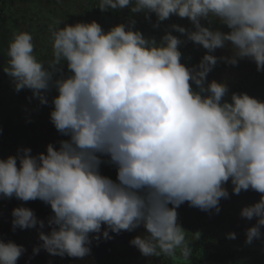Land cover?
<instances>
[{
    "label": "clouds",
    "instance_id": "clouds-1",
    "mask_svg": "<svg viewBox=\"0 0 264 264\" xmlns=\"http://www.w3.org/2000/svg\"><path fill=\"white\" fill-rule=\"evenodd\" d=\"M101 12L130 9L156 16V25L172 16L187 19L194 30L171 25L159 42L135 30V20L105 32L95 21L48 26L52 58L38 59L33 35L13 31L4 73L15 91L28 89L40 105L58 92L50 121L67 139L57 148L32 155L30 148L0 158V199L41 201L51 208L45 221L27 207H16L12 230L39 228L50 256L83 259L93 239L131 233L130 245L145 258L190 260L192 248L179 223L178 209L220 212V201L259 194L241 217L247 245L264 227V101L231 93L226 83L207 81L223 61L237 66L249 60L264 72V0H98ZM218 21L227 33L204 26ZM186 37L181 40L172 32ZM192 42L206 53L198 65L181 62L182 44ZM230 47L231 56L216 57ZM66 64L67 75L64 72ZM195 86V89L194 87ZM116 168V180L101 174L102 164ZM196 233L193 239H199ZM230 240L236 239L229 233ZM26 249L0 238V264H17ZM179 253V256L177 255Z\"/></svg>",
    "mask_w": 264,
    "mask_h": 264
},
{
    "label": "rangeland",
    "instance_id": "rangeland-1",
    "mask_svg": "<svg viewBox=\"0 0 264 264\" xmlns=\"http://www.w3.org/2000/svg\"><path fill=\"white\" fill-rule=\"evenodd\" d=\"M61 3L62 6H60V9L61 11H65L66 14L65 18H62L63 21L67 24L75 22L76 16L73 14L75 8L70 7L66 0H61ZM28 5L29 3L26 0H0V31L8 33L10 39L12 32L16 31L17 28L18 31H27L32 34L35 45L34 52L37 57H40L39 59L42 60L43 56L36 53L37 47L41 45L39 36H41V33L45 32L42 30L40 33L41 26L43 25L41 24L42 22H40L41 19L37 18L38 20L34 22V26L33 20L38 14L28 15L27 17H29V20L31 21V28L27 29L28 27L26 28L27 24L23 21L24 19H22V17L19 18V16H23V12L25 13L29 10ZM45 5L46 4H43L41 8ZM130 14L131 16L128 17L127 20H124L125 22L123 21V24L128 25L130 20H135V30L141 31L147 38L154 37L157 42L161 40L166 32L171 31V25L173 24H178L188 30H194L189 20L180 19L176 16H172L169 20L161 22L159 27H154L156 25V16L154 14L151 15L150 20L145 18L144 13L132 14L130 12ZM13 15H17V19L13 17ZM88 19L89 17L86 18L87 23L89 22ZM15 21L16 25H13ZM202 24L211 27L213 30H220L225 33L229 31L226 26L220 24L218 21L213 22L211 25L206 21H202ZM36 28L38 30H36ZM172 34L179 37L181 40H186V37L182 36L180 33L173 31ZM6 37L7 36H5V40ZM179 50L182 53L181 62L187 67L198 65L202 57L207 54L205 49L192 42L182 44ZM213 55L216 57L231 56L232 52L230 47L226 46L224 49L216 50ZM5 66H7V61L4 62L3 69ZM212 80L227 84L229 88V96L225 98L226 100H230V95L234 92L238 94L247 93L252 97L264 101V72H257L255 63L247 59L238 61L237 66L228 65L223 61L218 62L216 67L207 77L209 83ZM193 87L195 89V86ZM54 90H51L50 92H54ZM28 92L23 90H21V92H16L13 83L7 87L5 91L0 90V102L7 103L8 108L4 110L10 112L6 113L2 111V108L5 107L3 106L4 104L0 105V142L12 140V143L14 144V146H12L13 151L7 154V156H4L3 159H7L9 156H14L17 154L18 150L25 148H30L32 155H37L42 152L46 153L48 144L51 143L58 148L59 141L67 139V137L61 136V134L56 131L50 121V113L54 107L52 104L53 99L49 98L47 94L48 104L46 106L40 105L37 99L32 98V93L29 94L30 92ZM19 94L24 100L23 103H20L21 106L14 104V101ZM31 107H35V109H32ZM100 171L102 175L107 176L114 181L116 180L117 172L114 166L106 163L102 164ZM225 187L229 192V198L220 201L219 214H216L215 210L211 213H206L196 208L189 207V205L185 203L177 210L179 223L185 224V230L191 225L190 232L192 230L196 232V228L193 226H199V230L196 233H199V238L202 239L206 233L212 229L211 226L213 227L212 234H215V237L219 238L218 244L209 245V242L207 241L205 248L209 246L210 249H208V251L210 250V253L213 250H216L218 253H211L207 258L208 261L210 259L214 260L219 256L223 247L226 246L227 248L229 246V252L230 250L235 252V257L232 256L231 253H227V261L231 259V264H264V227L261 228V238L254 240L251 245H247L245 243L246 230L254 226L256 220L253 219L252 221H248L240 215L241 210L245 206L252 205L259 201V194L250 190L247 192L242 191L240 195H235L232 192V185L230 182L225 185ZM21 206L32 209L38 219L45 221L46 226L43 231L46 234L50 232V228L47 227V219L52 214L50 206L45 205L39 200L23 203L15 198L11 200L0 199V238L5 242L12 241L26 249L24 254L17 261V264H58L60 257L50 256L43 249H41L38 254L34 255V248L42 243L38 238L40 231L38 226L35 229L12 230L13 217L11 213L14 208ZM102 232L100 234L101 238L98 242L94 239L92 241L91 247L95 246V251L91 249V254L83 259H74L66 256L69 260L68 264H124L127 259H133L135 256H137V258L133 259L134 263L138 264L140 261L138 258L142 255L135 247L130 245V241L135 236L142 235L144 233L143 228H139L131 233L122 232L119 235L110 232L109 235L112 238L108 240L102 238ZM229 233H235L236 239H229L228 243H222V238L227 237ZM128 240L129 243L127 242ZM101 241H103L102 244H100ZM116 241L120 244H117ZM124 241H126L125 244ZM97 250L98 253L110 251L114 254L113 259H111V261L105 259L102 262L97 261L94 257ZM195 254V251L192 250V255L194 256ZM123 257L124 261L122 259ZM114 258L118 261L116 260L117 262H115ZM169 260L170 259H166V264H171V261ZM226 263V261H223L221 264Z\"/></svg>",
    "mask_w": 264,
    "mask_h": 264
},
{
    "label": "trees",
    "instance_id": "trees-1",
    "mask_svg": "<svg viewBox=\"0 0 264 264\" xmlns=\"http://www.w3.org/2000/svg\"><path fill=\"white\" fill-rule=\"evenodd\" d=\"M26 1L29 3V5H28L29 10L26 11L25 13L23 12V14H22L23 16H19V18L22 17V19H24L23 21L27 24L26 28L28 27L27 29H30L31 28L30 27L31 21L29 20V17H27V16L30 14H38V16L34 17L33 24L36 20L41 19L40 22H42L41 24H43V25L41 26L40 33L42 30H44L45 32L41 33V36H39L41 45L39 47H37L36 53L43 56V59H42L43 61H48L52 58V56H51V45L49 42V34L47 31L49 24H51L54 20H57V19L62 20L60 27H64L67 24L62 19V18H65L66 14H65V11H61V9H60V6H62L61 0H26ZM66 1H68V5L70 7L75 8V11L73 14L76 16V19H75V22L71 23L72 25H74L78 22L87 23L86 18L89 17L88 23L95 21L101 25L102 29L105 32H107L112 27H114L118 24H122L124 20H127V18L131 16L129 8H126L123 10H115V11L110 9L107 12H101L98 8V0H66ZM43 4H46V5L41 8V6ZM40 8H41V10L39 11ZM64 9H66V8H64ZM13 17H15L17 19V15H13ZM14 24L16 25V21L13 23V25ZM34 26H35V24H34ZM17 29H16V31H18ZM36 30H38V29L36 28ZM5 36H7L6 40H5ZM8 36H9L8 33H5L4 31H0V51H1V54L5 58V61H8L7 49H8V44L10 41V37H8ZM39 58L40 57H38V59ZM64 72H65V75L68 74L66 64L64 65ZM12 83H13L12 80L3 72L2 76H0V86H1L0 90L5 91V89L7 87H9ZM52 90H54V89H52ZM23 91H25V92L29 91L30 92V93L28 92L29 94L32 93L28 89H24ZM7 92H8V90H7ZM47 94H48L49 98L53 99L55 96L58 95V92L54 90V92H49ZM21 102L23 103L24 100L22 97H20V94H19V95H17V97L14 101V104H17V106H21V104H20ZM1 104L2 105L4 104L3 106L5 107V108H2L3 109L2 111L6 112V113H10L8 110H4V109L8 108V104L4 103V102H0V105ZM31 108L35 109V107H31ZM0 143H1L0 144V158H3L4 156H7V154H9L13 151L12 146H14V144L12 143V140L2 141ZM228 212H232V211H228ZM190 224H192V223H190ZM181 225L185 229V224H181ZM190 226H189V228L186 229L187 230L186 232H188L187 239L190 241V247L192 248V250L195 251L196 254L194 256L191 255L190 260L187 262H185L183 260L172 261L170 259L169 261H171V264H221V263H223V261H226L227 262L226 264L232 263L231 259L227 261V258H228L227 253L229 252V246L227 248H226V246L223 247V249L221 250V253H219L218 257H216L214 260L210 259L208 261L207 258L209 257V255L211 253H218V252H216V250H213L210 253L209 252L210 250L208 251V249H210L209 246L207 248H205L207 245L206 244L207 241L209 242V245L210 244H212V245L218 244L219 238H216L215 237L216 235L212 234V231H213L212 226H211L212 229H210V231L208 233H206L204 238L203 239L199 238L198 240L193 239V236L196 234V232H198L199 226L196 227V226L192 225L193 227L196 228V232L194 230H192L190 232V230H191ZM223 238H222L221 242L222 243H228L229 239L227 237H223ZM127 242L129 243V240ZM102 243H103V241L100 242V244H102ZM116 243L120 244L117 241H116ZM125 243H126V241H124V244ZM91 249L94 251L96 250L95 246L91 247ZM229 253H231L232 256L235 257L234 251L230 250ZM113 255L114 254L111 253L110 251L98 253V250H97L94 257L97 261L102 262L104 259L107 261H111V259H113ZM177 255L179 256V253H177ZM134 258H137V256H135ZM114 259H115V262L118 261L116 258H114ZM122 259L124 261V257ZM133 259L132 258L127 259L126 263H124V264H136V263H134ZM138 259L140 260L138 262V264L139 263H141V264H166V258H164V257L163 258L153 257V259H152V258H145V257L141 256ZM68 263H69V260L66 258V256L63 258L60 257L58 260V264H68ZM167 263H169V262H167Z\"/></svg>",
    "mask_w": 264,
    "mask_h": 264
},
{
    "label": "water",
    "instance_id": "water-1",
    "mask_svg": "<svg viewBox=\"0 0 264 264\" xmlns=\"http://www.w3.org/2000/svg\"><path fill=\"white\" fill-rule=\"evenodd\" d=\"M5 62V58L4 56L1 54V51H0V65L2 66Z\"/></svg>",
    "mask_w": 264,
    "mask_h": 264
},
{
    "label": "flooded vegetation",
    "instance_id": "flooded-vegetation-1",
    "mask_svg": "<svg viewBox=\"0 0 264 264\" xmlns=\"http://www.w3.org/2000/svg\"><path fill=\"white\" fill-rule=\"evenodd\" d=\"M2 72H3V65H0V76H2Z\"/></svg>",
    "mask_w": 264,
    "mask_h": 264
}]
</instances>
